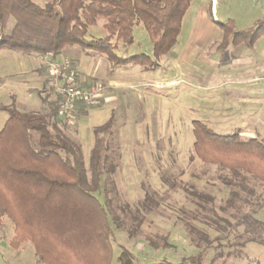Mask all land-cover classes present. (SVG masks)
<instances>
[{
	"label": "trees",
	"instance_id": "1",
	"mask_svg": "<svg viewBox=\"0 0 264 264\" xmlns=\"http://www.w3.org/2000/svg\"><path fill=\"white\" fill-rule=\"evenodd\" d=\"M192 1L49 0L40 5L33 0H0V47L57 55L67 46L79 45L104 53L112 66L135 64L143 54L123 58L117 56L115 49L118 43L130 45L134 25L142 24L152 45L153 66L176 44L182 19ZM100 17L105 19L102 26L106 35L86 39L87 30ZM220 26V48L242 41L251 46L264 34V17L241 30L235 28L232 19ZM57 99L55 107L44 115L21 111L14 104L5 108L8 117L0 130V220L6 216L13 225L10 246L17 248L30 242L37 262L112 264L114 230H121L130 219L133 222L127 234L135 236L144 215L157 205L160 197L145 185L143 199L135 206H113L108 197L111 189L103 177L114 173L120 159L114 119L110 117L93 129L94 144L86 167L81 145L51 120L59 113ZM193 134L190 159L226 170L229 177L223 179L225 184L238 187L246 195L241 198L230 190L226 206H235V199L250 204L254 191L246 186L247 182L264 186V142L242 139L238 132L218 134L198 120L193 121ZM184 190L194 198L197 210L195 215L183 219L190 241L198 249L188 264H199L203 248L212 242L208 232L197 229L194 222L221 230V224L228 221L214 213L205 214L207 206L213 204L211 195ZM261 206L257 202L256 208L237 218L236 225L244 227L239 236L246 235L239 246L248 242L264 244V221L256 217ZM209 210L212 212L213 208ZM223 237L219 235L215 240ZM146 239L155 249L168 245L165 238L159 242ZM236 251L241 255V250L235 248L228 249L225 255ZM215 253L212 260L224 256L222 251ZM135 261L133 253L119 245L115 264H136ZM149 264L181 263L160 260Z\"/></svg>",
	"mask_w": 264,
	"mask_h": 264
},
{
	"label": "rangeland",
	"instance_id": "2",
	"mask_svg": "<svg viewBox=\"0 0 264 264\" xmlns=\"http://www.w3.org/2000/svg\"><path fill=\"white\" fill-rule=\"evenodd\" d=\"M33 1L43 5L49 0ZM211 3L215 12L206 17L211 28L208 31L204 29L205 34L202 27L199 30V35L207 37L208 41L198 57L196 52L189 55L183 53L185 36L190 30L187 19L177 44L161 55L153 66H150L155 59L152 45L142 24L134 25L130 45L118 43L115 49L117 56L123 58L143 54L135 65L106 64L104 67V62L107 63L104 53L72 45L81 51L96 53V63H102L97 80L99 84H103L101 80L104 78L130 82L122 85L123 89L114 88L115 97L111 101L100 102L98 108L104 114L103 119H96L91 114L78 119L79 138L74 125L67 127L69 137L81 145L85 166L88 167L94 144L92 126L112 117L118 135L120 159H117L114 173L103 177L111 189L109 200L113 206L121 203L135 206L143 199L145 185H149L160 197L157 205L144 215V222L135 236L127 234L133 222L130 219L126 220L121 230H114L112 264H115L119 245H125L133 253L136 264L160 260L181 264L191 262L190 257L198 249L190 241L183 219L195 215L197 210L194 198L184 189L211 195L213 204L207 206L205 214L224 217L229 224L225 222L221 224L223 229L216 230L194 222L197 229L208 232L212 242L211 246L203 248L199 264H264V244L248 242L239 246L238 243L246 235L239 236L244 227L236 225L237 218L256 208L257 202L262 206L257 210L256 217L264 221V186L247 182L246 186L254 191L251 203L235 199V206L228 207L225 200L230 197V190L241 198L246 196L245 193L238 187L230 188L225 184L223 179L229 177L226 170L205 165L197 158L190 159L193 154L194 120L202 121L218 134L233 133L240 125V113L234 97V80L237 77L233 69L250 63L252 66L249 69L256 71L259 81H264L260 79L264 77V37L256 42L253 50L240 44L229 46L219 56L212 48L220 40L219 23L230 18L237 30L251 26L255 20L264 17V0H193L190 7H210ZM104 22L105 19L100 17L97 24L87 30L86 39L105 36ZM46 60V54L0 47V130L8 117L5 109L8 105L18 107L19 103L31 105L36 101V96L25 92L24 87L34 86V69L43 66ZM48 94L50 103L53 102L55 107V95L49 89ZM228 106L233 107L229 109ZM240 136L247 139L245 134ZM256 138L264 142L262 135H256ZM161 177L166 178L168 183L163 182ZM210 208H213L212 212ZM219 235L224 237L215 240ZM12 236L13 225L4 216L0 220V264H43L37 262L30 242L21 243L17 248L11 247ZM147 237L157 242L165 238L168 245L155 249L149 245ZM231 248L240 249L241 255L237 251L231 256L225 255ZM218 251H222L224 256L212 260Z\"/></svg>",
	"mask_w": 264,
	"mask_h": 264
},
{
	"label": "crops",
	"instance_id": "3",
	"mask_svg": "<svg viewBox=\"0 0 264 264\" xmlns=\"http://www.w3.org/2000/svg\"><path fill=\"white\" fill-rule=\"evenodd\" d=\"M214 10L215 7H212V3L210 4V7H189L187 9L182 19L181 29L177 37L178 40L183 28V24L185 23L184 21H186L187 19V21L189 22L187 24L189 25L190 30L188 35L185 36V42H184L185 52H183L185 55H189L191 53L196 52L198 57L199 53L204 49L205 43L208 40L207 37L199 35V30L202 27L203 28L202 32L204 33V29L208 31L211 28L210 23L206 21V17L207 14H213L215 12ZM220 24L221 23H219V26ZM222 34L223 31L221 29L220 40H218V42L212 47L215 50V52L219 53V56H222L223 51H225L226 48H228L229 46H237L240 44H243L247 48L253 50L256 42H258L261 38L264 37V34L260 35L251 46L247 45L245 41H242L237 44H229L226 45L224 48H220L219 46L222 39ZM76 48H73L72 46H67L62 52H60L57 55H54V58L56 60L68 58L72 66L77 71V75L75 78V82L77 86L81 88H87L92 84L98 83L97 80H99L98 77H100L99 71L101 69L100 67L102 63L101 62L98 64L96 63L95 60L96 53L84 52L79 50V48H77L76 50ZM106 62L107 63L104 62V67L107 66L106 64L111 65L107 60V58H106ZM135 64L133 63V64H124V65L126 66V65H135ZM250 65H251L250 63H247L244 66H237L233 69L235 73L234 75L237 77L234 80V83L236 82L234 84L236 85L234 87V92H235L234 97L236 99L235 106L238 109V112L240 113V125L236 126L234 132H238L239 135L245 134L247 139L256 138V135H262L264 139V81H259L258 79L259 76H257L256 71L249 69ZM34 72L36 73V74L34 73L35 77L33 79L34 86L33 87L26 86L24 87V90L25 92L29 93L32 96L35 95L36 101L31 105L20 104V103L17 105L21 111L35 112L44 115L48 112L49 109L54 107L53 102L50 103V99H49L50 96L48 94L49 70L46 66V61L43 66L36 67L34 69ZM260 79L263 80L264 77H261ZM101 81H103L102 85L105 87V90L98 104L95 107H91L88 109H83L80 106H78L77 108V117L75 119L76 121L74 122V127H73V129L77 134V138H79L78 125H77L78 119L85 118L90 114L95 116L96 119H100V120L103 119L104 114H102L101 108H98L100 102H102L103 100L111 101L112 98L115 97L113 93L114 88L123 89L124 87H122V85H127L130 83L128 81H124V80L120 81L113 78H104ZM217 86H220V84H218ZM57 97L58 96L56 95L54 96L55 101H58ZM232 107L233 106H228L229 109H232ZM89 110H91L92 112H90ZM204 110H209V109H204ZM109 118L103 120L104 122H101L100 124H96L92 126V129L104 124ZM51 120L54 122L56 127H58L60 131H62V133L67 134V127L61 122V117L59 113L57 114L56 118L54 117ZM33 137L35 139L36 134H33ZM93 141L94 140L92 139V142Z\"/></svg>",
	"mask_w": 264,
	"mask_h": 264
},
{
	"label": "built area",
	"instance_id": "4",
	"mask_svg": "<svg viewBox=\"0 0 264 264\" xmlns=\"http://www.w3.org/2000/svg\"><path fill=\"white\" fill-rule=\"evenodd\" d=\"M46 57V66L49 70V90L59 98V115L62 123L67 127H72L78 106L81 105L83 109L95 107L105 87L99 83L87 88L78 87L75 82L77 71L68 58L56 60L52 53H47Z\"/></svg>",
	"mask_w": 264,
	"mask_h": 264
}]
</instances>
